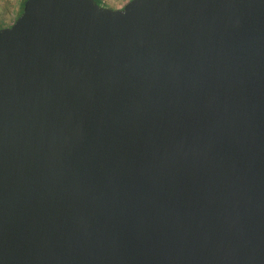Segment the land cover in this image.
<instances>
[{"label":"water","instance_id":"95a60500","mask_svg":"<svg viewBox=\"0 0 264 264\" xmlns=\"http://www.w3.org/2000/svg\"><path fill=\"white\" fill-rule=\"evenodd\" d=\"M0 264H264V0H25Z\"/></svg>","mask_w":264,"mask_h":264},{"label":"rangeland","instance_id":"374dc122","mask_svg":"<svg viewBox=\"0 0 264 264\" xmlns=\"http://www.w3.org/2000/svg\"><path fill=\"white\" fill-rule=\"evenodd\" d=\"M129 0H101L103 6L121 8ZM22 0H0V28L10 26L20 14Z\"/></svg>","mask_w":264,"mask_h":264},{"label":"trees","instance_id":"16d2710c","mask_svg":"<svg viewBox=\"0 0 264 264\" xmlns=\"http://www.w3.org/2000/svg\"><path fill=\"white\" fill-rule=\"evenodd\" d=\"M24 1H25V0H22V3H21V7H20V11H19V13H21V11H22ZM95 1H96L98 4L102 5L101 0H95Z\"/></svg>","mask_w":264,"mask_h":264}]
</instances>
